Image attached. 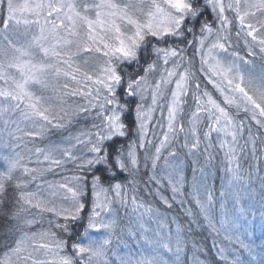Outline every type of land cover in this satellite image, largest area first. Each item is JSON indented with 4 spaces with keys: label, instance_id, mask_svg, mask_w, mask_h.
Returning <instances> with one entry per match:
<instances>
[{
    "label": "snow or ice",
    "instance_id": "6c2138e0",
    "mask_svg": "<svg viewBox=\"0 0 264 264\" xmlns=\"http://www.w3.org/2000/svg\"><path fill=\"white\" fill-rule=\"evenodd\" d=\"M0 19V264H180L184 228L156 200L251 257L230 264H264L232 235L254 177L238 153L264 161V0H0Z\"/></svg>",
    "mask_w": 264,
    "mask_h": 264
},
{
    "label": "rangeland",
    "instance_id": "374dc122",
    "mask_svg": "<svg viewBox=\"0 0 264 264\" xmlns=\"http://www.w3.org/2000/svg\"><path fill=\"white\" fill-rule=\"evenodd\" d=\"M19 2L22 3L23 0H19ZM2 26L3 25L1 23L0 29H2ZM232 36H233V41L235 43L236 42L235 29H233ZM236 50L240 51V54L242 56H247V51L244 48V44H243L242 40L239 41V47ZM189 51H191V49ZM248 58L253 59L251 57H248ZM195 61H196L195 67L198 70L199 69V58L198 57L195 58ZM255 64H256V68L254 69V71L257 74H259L261 71V65L264 64V61H261L259 58H256ZM129 71H131V69H129ZM208 87L211 88V86H208ZM47 94L50 95L51 93L49 92ZM77 99H79V98H77ZM189 103L191 104V100H189ZM193 108H194V105H193ZM159 115H160L159 111H157L156 117L158 118ZM90 123H91V121H89L87 124L82 122L81 124L75 125L73 127L72 131L75 133L76 130L79 128H87ZM56 132L59 133V135H58V139L55 140V138L53 137V134ZM64 135H67V133H65ZM62 138L63 137L61 136V133L59 131L52 130L49 133H47L46 139L43 141V143L46 144L49 141L59 142ZM214 139H215V136H214ZM157 143H158V141H157ZM151 151L154 152V148H152ZM164 154L166 155L167 152H165ZM139 155H140V159H141V176L144 179H146L147 178L145 175L146 170L144 168V155H145V153L143 151H141L139 153ZM238 155H239V159H240V166H241L242 174L244 176H247L249 174V172L252 171L254 173V177H253L252 183L247 185L248 193H246L244 195V197L241 200L240 205H239V206H242L246 209V212L244 214V218L240 221V223L242 225L246 226V229H245V227L234 229L233 233H232L233 240H235V237L238 236L240 240H242L245 244L250 245L253 249H255V252L257 254H259V253H261L262 250H264V201L261 200V186H260L259 180L256 177H258L259 175H264V161L259 162L260 170L257 173L255 171V167L250 168V166H254L255 164L258 163L257 161H254L251 158L250 152H248L244 155H240L238 153ZM162 162L163 161H161V163ZM66 167H67V171L63 172L62 175L71 176L73 174L72 166L67 165ZM149 169H150V162H149ZM186 174L188 175L189 178L191 177V165H190V163L186 169ZM60 178H61L60 176H51V175H49L47 177V179H49V180H57ZM215 186H216V195H217V197H219V190H220L219 179L216 180ZM30 188H31V190H34L35 185H32ZM165 194L168 195L169 197H171L170 192H166ZM45 195H47V193ZM141 195L143 196V194H141ZM129 197H131V193L129 194ZM143 199L149 200V201L153 200L152 197H147V196H143ZM86 200L88 202V206H89V210H90V208H91V192L90 191L88 192V194L86 196ZM153 203L155 206H158L160 211L167 217V221L169 223V226L173 231L175 230V224L171 223L172 219L175 217L176 222L180 223L179 217H184V216L187 217V215L185 214V212L181 209V207L179 205H175L172 209H166L165 206L160 204L158 200L153 201ZM188 206L189 205H185V207H188ZM192 206H194V204H192L191 207ZM225 206L231 212V210L233 208V201L228 200L226 202ZM220 214H221V209L219 206V201H217L216 206H215V216H216L217 220L219 219ZM86 215H87V213H85V216ZM121 215H123V210L121 212ZM43 217H44L43 220H41L40 217H37L38 223L36 225V227H37L36 231L47 230L50 227L48 220L54 219L53 217H51L50 214H43ZM187 219H189V218L187 217ZM146 227L156 228V224L149 221L148 223H146ZM52 230L55 231L57 229L53 228ZM57 231H59V230H57ZM183 236H184V234L182 232L181 239L184 241ZM217 236L220 238L219 246L223 245L224 248L226 249L224 251V256L227 257L226 260H228L230 262L236 256H239L240 259L243 261L251 260V257L248 255V253L246 251H244V249L241 248L238 243L230 242L229 240H226L224 238L223 234L217 235ZM184 246H185V242L182 245L183 251L180 253V264H197V262H201L200 258L195 257L198 261H196L195 259H192V262L189 263L187 260V254L184 251ZM190 248H191V251H193V253L196 254V251L198 250V248H197V244L195 241L192 244L190 243ZM69 251H70V248H69ZM121 251H122V249H121ZM164 256H165V259H169L170 261L175 260V255L173 253L165 252ZM259 259H260V255H257L256 261L258 262Z\"/></svg>",
    "mask_w": 264,
    "mask_h": 264
},
{
    "label": "trees",
    "instance_id": "16d2710c",
    "mask_svg": "<svg viewBox=\"0 0 264 264\" xmlns=\"http://www.w3.org/2000/svg\"><path fill=\"white\" fill-rule=\"evenodd\" d=\"M1 23H2V19H0V24ZM189 55L190 56L192 55V50L189 51ZM195 66H196V61H195ZM58 135L59 133L57 132L53 134V137L55 138V140L58 139ZM125 143H127V141H125ZM192 209L194 213H198V210L195 207V205L192 206ZM197 218L200 222V226L198 227L197 225L193 224L192 230L189 231L187 226L190 223V220L187 219L186 216L179 217L180 224L184 228L183 230V234H184L183 237H184V242H185L184 251L187 254L188 262L191 263L192 259H195L196 261H198L195 258L197 257L201 259V262L203 261V264H230L228 260L220 258V256L218 255L219 248L213 246V240H215L217 245L219 246L220 238L214 232H212L211 229L207 227V224L206 222L203 221L202 217L197 216ZM36 229L37 227L35 226L32 230L36 231ZM82 230L83 228L78 226L74 231L82 232ZM194 241L196 242L197 248H198V250L196 251V254H194L190 248V243L192 244ZM222 246H219V247H222ZM4 251L5 249L0 248V256L3 255Z\"/></svg>",
    "mask_w": 264,
    "mask_h": 264
}]
</instances>
